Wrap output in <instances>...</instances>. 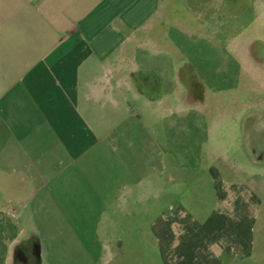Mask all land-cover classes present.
<instances>
[{
	"label": "crops",
	"instance_id": "0c3cea01",
	"mask_svg": "<svg viewBox=\"0 0 264 264\" xmlns=\"http://www.w3.org/2000/svg\"><path fill=\"white\" fill-rule=\"evenodd\" d=\"M159 1L0 0V264H86L85 234L155 201L197 82L155 46Z\"/></svg>",
	"mask_w": 264,
	"mask_h": 264
},
{
	"label": "rangeland",
	"instance_id": "374dc122",
	"mask_svg": "<svg viewBox=\"0 0 264 264\" xmlns=\"http://www.w3.org/2000/svg\"><path fill=\"white\" fill-rule=\"evenodd\" d=\"M159 2L155 46L197 82L169 110L154 204L85 234L86 264H264V0Z\"/></svg>",
	"mask_w": 264,
	"mask_h": 264
},
{
	"label": "flooded vegetation",
	"instance_id": "af4514ba",
	"mask_svg": "<svg viewBox=\"0 0 264 264\" xmlns=\"http://www.w3.org/2000/svg\"><path fill=\"white\" fill-rule=\"evenodd\" d=\"M253 54H254V56L256 57V55H255V54H257V53H256V50L254 51ZM260 54H263V52H260ZM259 56H260V55H259ZM263 56H264V54H263Z\"/></svg>",
	"mask_w": 264,
	"mask_h": 264
}]
</instances>
